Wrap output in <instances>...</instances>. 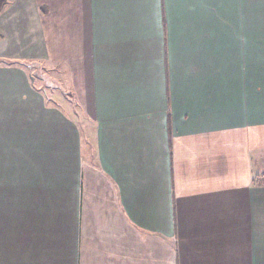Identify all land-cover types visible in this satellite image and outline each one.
<instances>
[{
    "label": "crops",
    "instance_id": "0c3cea01",
    "mask_svg": "<svg viewBox=\"0 0 264 264\" xmlns=\"http://www.w3.org/2000/svg\"><path fill=\"white\" fill-rule=\"evenodd\" d=\"M0 59V264H264V0H6Z\"/></svg>",
    "mask_w": 264,
    "mask_h": 264
},
{
    "label": "rangeland",
    "instance_id": "374dc122",
    "mask_svg": "<svg viewBox=\"0 0 264 264\" xmlns=\"http://www.w3.org/2000/svg\"><path fill=\"white\" fill-rule=\"evenodd\" d=\"M35 68H32V73L39 74V77H37V86L45 91L46 95L51 99V104H57L60 108L72 114L80 126L83 144L87 149L90 145V129L88 127L90 126V121L87 116L82 114L83 111L81 105H76L79 104L80 101L77 100L76 96H73L72 91L64 84L65 74L63 75L59 73L62 72V68H57V66H52L49 63L47 66H38ZM255 168L256 172H259L262 168L259 157L255 158Z\"/></svg>",
    "mask_w": 264,
    "mask_h": 264
},
{
    "label": "trees",
    "instance_id": "16d2710c",
    "mask_svg": "<svg viewBox=\"0 0 264 264\" xmlns=\"http://www.w3.org/2000/svg\"><path fill=\"white\" fill-rule=\"evenodd\" d=\"M5 5H6V0H0V13L4 9ZM13 63L14 62H12V64ZM0 64H11V62L0 59ZM26 66L30 67V65H26ZM32 77H39V74L38 73L33 74ZM44 93H45V91H44ZM47 101L50 103L51 99L49 97H47ZM253 183L255 185H258V186L264 185V172H262L260 175H256L253 179Z\"/></svg>",
    "mask_w": 264,
    "mask_h": 264
}]
</instances>
